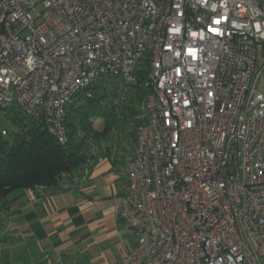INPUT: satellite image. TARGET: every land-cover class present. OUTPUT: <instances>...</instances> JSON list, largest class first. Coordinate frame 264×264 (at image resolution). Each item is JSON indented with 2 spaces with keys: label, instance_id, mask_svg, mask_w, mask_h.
Returning <instances> with one entry per match:
<instances>
[{
  "label": "built area",
  "instance_id": "2783aa9c",
  "mask_svg": "<svg viewBox=\"0 0 264 264\" xmlns=\"http://www.w3.org/2000/svg\"><path fill=\"white\" fill-rule=\"evenodd\" d=\"M262 47L264 0H0V118L64 146L77 94L145 70L115 264H263Z\"/></svg>",
  "mask_w": 264,
  "mask_h": 264
},
{
  "label": "crops",
  "instance_id": "0c3cea01",
  "mask_svg": "<svg viewBox=\"0 0 264 264\" xmlns=\"http://www.w3.org/2000/svg\"><path fill=\"white\" fill-rule=\"evenodd\" d=\"M257 67L262 71L257 87L264 93V47ZM134 125L120 119L108 135L94 138L92 158L61 188L8 195L0 222V264H115L134 249L137 234L119 217Z\"/></svg>",
  "mask_w": 264,
  "mask_h": 264
},
{
  "label": "trees",
  "instance_id": "16d2710c",
  "mask_svg": "<svg viewBox=\"0 0 264 264\" xmlns=\"http://www.w3.org/2000/svg\"><path fill=\"white\" fill-rule=\"evenodd\" d=\"M137 75L138 85L124 87L122 94L109 78L91 86L89 96L85 92L77 94L66 109L68 142L64 146L39 121H25L18 115L12 118L15 131L6 136L0 132V222L11 192L36 188L54 191L70 182L71 175L92 158L91 146H84L82 137L108 135L120 119L132 120L135 129L143 122L140 106L148 93L142 86L146 71ZM104 110L103 130L89 132L91 119Z\"/></svg>",
  "mask_w": 264,
  "mask_h": 264
},
{
  "label": "rangeland",
  "instance_id": "374dc122",
  "mask_svg": "<svg viewBox=\"0 0 264 264\" xmlns=\"http://www.w3.org/2000/svg\"><path fill=\"white\" fill-rule=\"evenodd\" d=\"M113 86H115V88H118L117 92L119 94L120 93L122 94L123 88L125 86H122L121 84H118V83H114ZM104 111L105 112H102L99 115H95L94 116V119H91V121H90L91 123H89L90 124V130H89V132L90 131L92 132V130L93 131H98L99 129H101L103 127L104 124L102 122V119H104V115L106 113V110H104ZM99 119H101V120H99ZM89 124H87V125H89ZM2 129L6 130L8 134H10L11 132H14L15 131V127H14L13 123L9 119H5V118H0V130H2ZM79 136L81 138L83 136L82 133H80ZM83 140H85V142H86V145H84V146H87L88 145V146H91V148H92L93 139H91L90 135L89 136H86V137H82V141ZM129 230H131V232L136 235V232L134 230H132V229H129Z\"/></svg>",
  "mask_w": 264,
  "mask_h": 264
},
{
  "label": "snow or ice",
  "instance_id": "6c2138e0",
  "mask_svg": "<svg viewBox=\"0 0 264 264\" xmlns=\"http://www.w3.org/2000/svg\"><path fill=\"white\" fill-rule=\"evenodd\" d=\"M213 23L219 24L220 23V20H215V21H213ZM209 31L215 33V32H217V29H214L211 26H209ZM192 35L195 36L196 33H192ZM190 54H193L194 55V52H191V50H190ZM177 55H179V53H177Z\"/></svg>",
  "mask_w": 264,
  "mask_h": 264
}]
</instances>
